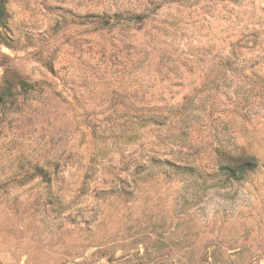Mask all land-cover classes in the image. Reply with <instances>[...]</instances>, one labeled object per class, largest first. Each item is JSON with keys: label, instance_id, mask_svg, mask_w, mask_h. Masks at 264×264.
Returning <instances> with one entry per match:
<instances>
[{"label": "rangeland", "instance_id": "obj_1", "mask_svg": "<svg viewBox=\"0 0 264 264\" xmlns=\"http://www.w3.org/2000/svg\"><path fill=\"white\" fill-rule=\"evenodd\" d=\"M0 264H264V0H0Z\"/></svg>", "mask_w": 264, "mask_h": 264}, {"label": "trees", "instance_id": "obj_2", "mask_svg": "<svg viewBox=\"0 0 264 264\" xmlns=\"http://www.w3.org/2000/svg\"><path fill=\"white\" fill-rule=\"evenodd\" d=\"M233 1V0H228ZM237 1V0H234ZM138 17H141V15H136V16H131L128 20H126V22H135V19H137ZM246 35L241 36V38L239 40L244 39L246 41ZM238 46L236 48L233 49V51H231V55H236L237 53L234 50H237ZM225 62V63H224ZM223 62V64H227V60H225ZM145 111L143 113H139L135 116H133V127L136 124H145V123H153V124H158V125H164L165 121L163 122V120L165 119L166 115L165 112L167 110H164L162 106L155 104V103H150L149 101L147 102V106L144 109ZM186 123V120L184 122V124ZM170 126V125H169ZM171 136V134H166V138H169ZM223 151L221 150V152L219 150H216V156L220 155L219 153H221L222 156H219L221 158V160H225V162L220 163V172H221V177L219 178L218 182L223 183L226 182L227 180H229L230 178H244L245 174L248 172L253 171L256 167H257V159L255 156L251 155V154H246L243 152H226V153H222ZM139 169L137 170L138 172L140 171V168L143 166L142 163H139L137 165ZM182 167L184 166L183 164L181 165H177V167ZM142 171V169H141ZM140 171V172H141ZM221 179V180H220Z\"/></svg>", "mask_w": 264, "mask_h": 264}]
</instances>
